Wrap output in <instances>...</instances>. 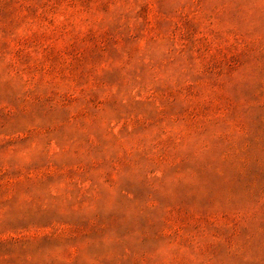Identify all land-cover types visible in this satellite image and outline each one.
Wrapping results in <instances>:
<instances>
[{"label": "rangeland", "instance_id": "374dc122", "mask_svg": "<svg viewBox=\"0 0 264 264\" xmlns=\"http://www.w3.org/2000/svg\"><path fill=\"white\" fill-rule=\"evenodd\" d=\"M0 264H264V0H0Z\"/></svg>", "mask_w": 264, "mask_h": 264}]
</instances>
